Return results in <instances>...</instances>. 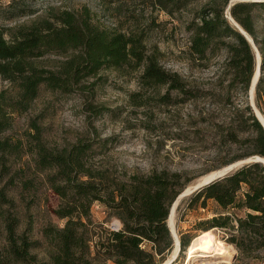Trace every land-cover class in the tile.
Masks as SVG:
<instances>
[{"label": "trees", "instance_id": "1", "mask_svg": "<svg viewBox=\"0 0 264 264\" xmlns=\"http://www.w3.org/2000/svg\"><path fill=\"white\" fill-rule=\"evenodd\" d=\"M189 1L160 3L180 9ZM229 1L210 0L188 24L191 58L207 65L216 55L224 57L223 77L213 91L190 87L148 51L142 36L101 27L88 7L34 18L29 24L18 25L10 38L0 31V75L14 90L11 94L7 89L0 91V264H161L174 246L167 222L172 203L192 180L169 169L134 172L126 180L116 179L91 162L93 142L81 138L51 147L37 119L30 122L32 130L25 132V138L5 135L13 126V114L28 110L43 84L64 94L84 87L93 92L103 70L113 68L123 75L140 70L139 91L130 94L134 105H145L149 88L155 89L158 102L167 106L210 96L230 109L229 120L219 128L221 144L237 150L227 164L264 156V127L248 101L256 56L252 44L225 13ZM230 12L258 44L264 71V1H240ZM257 22L262 23L261 30ZM49 54L60 57L59 63L48 67L38 62ZM90 78L96 79L86 83ZM263 82L261 76L258 104L264 94ZM28 154L33 173H44L49 188L59 196L53 213L65 219L64 226L43 227L46 259L35 252L43 242L31 238L30 228L20 230V217L13 210L16 201L8 195L10 187L20 186L23 191L36 186V177L28 174L27 167H13L14 158ZM210 200L220 210L196 220L193 228L201 232L219 229L221 238L240 255L263 250V162H247L201 186L191 194L187 207H207ZM96 202L110 209L122 226L112 229L97 222L91 210ZM191 240L182 237L181 249Z\"/></svg>", "mask_w": 264, "mask_h": 264}, {"label": "rangeland", "instance_id": "2", "mask_svg": "<svg viewBox=\"0 0 264 264\" xmlns=\"http://www.w3.org/2000/svg\"><path fill=\"white\" fill-rule=\"evenodd\" d=\"M209 2L191 0L179 9L173 4L163 5L160 0H0V31L10 38L18 25L29 24L34 18H48L62 9L77 11L88 7L101 27L142 36L148 51L154 53L166 69L179 73L190 87L213 91L223 77L224 57L216 55L207 65L191 58L192 31L188 29L197 11ZM234 2L239 0H230L225 13L236 26L228 12V6ZM257 23L261 30L262 23ZM254 43V53L259 58L256 50L259 46ZM59 59L49 54L38 62L49 67L58 64ZM260 71L259 78L264 76V71ZM139 73L140 70L129 71L123 75L113 68L103 70L98 79L86 80V83L94 79L98 81L93 92L84 87L64 94L43 84L29 109L13 114V126L5 135L25 138V132L32 130L30 122L37 119L42 125L44 140L51 147L66 146L81 138L93 142L95 151L91 162L116 179L126 180L131 173L156 169L185 173L192 180L171 206L175 207L173 222L181 243L182 237L188 240L202 233L193 228L196 220L211 217L220 210V206L212 200L207 207H187L193 187L217 171L242 161L227 164L237 150L222 145L220 141L219 128L229 120L230 109L216 103L210 96L167 106L158 102V92L150 88L145 94V105H134L130 94L139 91ZM11 86L10 81L0 75V91L7 89L11 94L14 92ZM256 92L257 88L253 98L249 93L248 101L253 110L256 104L264 114V94L259 105ZM13 160L15 169L27 167L28 174L36 177L34 188L22 191L20 186L10 187L8 195L16 201L13 210L20 217V230L30 228L31 238L43 242L35 252L46 259L47 243L43 227L54 223L64 226L65 223V219L52 211L60 201L59 196L49 188L44 173H33V161L29 154ZM91 210L97 222L112 229L122 226L102 203H94ZM168 225L172 234L169 222ZM212 232L222 237L219 229ZM179 251L174 263L184 264L186 251L181 247ZM172 254L169 253L164 262ZM188 264H264V248L248 256L240 255L238 250L233 249L226 256L192 259Z\"/></svg>", "mask_w": 264, "mask_h": 264}, {"label": "bare ground", "instance_id": "3", "mask_svg": "<svg viewBox=\"0 0 264 264\" xmlns=\"http://www.w3.org/2000/svg\"><path fill=\"white\" fill-rule=\"evenodd\" d=\"M250 39V36L247 34ZM258 56V55H257ZM260 58V56H259ZM259 71L257 72L256 78L258 76ZM256 115H259L262 122L264 123V114L260 110V108L254 104ZM174 212L175 207L173 206L172 211L169 215L167 221L170 223L172 234L175 237L176 243L173 246L171 252H173L172 257L165 261L162 264H175V259H177L179 255V250L181 247L180 239L176 233L175 226H174ZM233 249H235L234 245L229 244L228 242L224 241L223 239L214 235L212 230L203 231L201 234L197 235L192 239V241L186 247V259L184 264H188L192 259L199 260L205 258H218L222 256H226L230 254Z\"/></svg>", "mask_w": 264, "mask_h": 264}, {"label": "water", "instance_id": "4", "mask_svg": "<svg viewBox=\"0 0 264 264\" xmlns=\"http://www.w3.org/2000/svg\"><path fill=\"white\" fill-rule=\"evenodd\" d=\"M240 1H264V0H239V2ZM235 3V2H234ZM234 3H232V4H230L229 6H228V12L230 13V17L234 20V18H233V16H232V13L230 12V8H231V6L234 4ZM235 21V20H234ZM236 23V26L237 27H239V29H240V31L245 35V37H246V39L252 44V43H254V41L252 40V37L247 33V31L243 28V27H240L239 26V24L237 23V22H235ZM247 34L250 36V39H249V37L247 36ZM255 44V43H254ZM256 50H257V55L258 56H260V58L262 59V56H261V54H260V52H259V49L258 48H256ZM260 58H256V66H255V73H254V75H253V78H252V80H251V84H250V86H251V88H250V96L253 98V96H254V92L256 91V88H257V82L259 81V74H260V70H261V63H262V61H260ZM259 71V73H258V76H257V78H256V75H257V72ZM254 107V106H253ZM254 112H255V108H254ZM255 115H256V112H255ZM259 119H260V121H261V123H262V125H263V127H264V123L262 122V120H261V118L259 117V115H256ZM253 161H256V162H263L264 163V156H262V155H254V156H250V157H247V158H245V159H242V161H240V162H238L235 166H230V168H225V169H222V170H219V171H217L214 175H212L211 177H208L207 179H205L204 181H202L200 184H198V185H196V186H194L193 187V189H192V191H191V193H193L194 191H196V190H198L199 188H201V186H203V185H206V184H208V183H210V182H212V181H214V180H216L217 178H220V177H223L224 175H226V174H228V173H230V171H232V170H234L235 168H238V167H240V166H242V165H244L245 163H247V162H253ZM177 199V198H176ZM173 208V207H172ZM172 208H171V210H172ZM170 213H171V211H170ZM169 218V217H168ZM176 243V240H175V238H174V244Z\"/></svg>", "mask_w": 264, "mask_h": 264}]
</instances>
